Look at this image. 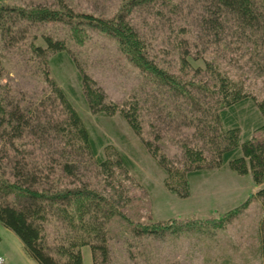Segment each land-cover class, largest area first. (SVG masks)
<instances>
[{"label": "trees", "instance_id": "trees-1", "mask_svg": "<svg viewBox=\"0 0 264 264\" xmlns=\"http://www.w3.org/2000/svg\"><path fill=\"white\" fill-rule=\"evenodd\" d=\"M195 1L201 13L199 28L192 30L170 21V11L173 13L180 6L172 0H123L111 17L76 12L63 1L58 7H23L0 0V221L20 237L25 252L38 264H56L61 258L66 264H83L84 245L92 250L93 264L108 263V236L103 218L110 220L125 205L123 194L127 191L121 189L120 182L115 185L116 176L120 172L129 176L135 166L127 153L90 127L68 91L50 76L51 66L68 61L75 67L82 98L98 118L119 112L140 135L142 127L140 101L135 99L121 106L108 101L92 76L76 65L65 38L43 34L30 42L29 51L35 58L44 59L42 76L49 83V96L37 102L34 95L15 90L6 76L5 52L22 41L21 36L33 24L65 20L74 30L82 23L94 26L114 37L126 56L148 73L155 84L171 92L173 98L179 96L194 103L205 99L206 105L201 103L203 110L193 108L205 117H197L194 126L196 135L206 137L210 155L206 156L198 147L185 145L184 153L191 164L179 173L184 187L180 190L167 182L170 190L187 196L192 179L223 168L240 174L251 172L257 185L264 183V136L257 137L254 133L264 131V99H257L231 79L216 59L218 54L224 56L221 46L235 51V46L248 44L252 46L250 50L258 53L257 64L260 72L264 71V0ZM156 4L159 7L155 13L162 16L163 24L172 32L177 31L179 41L175 48L181 70L184 76L191 72V79L169 72L157 62L158 52L131 17L136 9L153 10ZM163 6L168 8L167 13L161 11ZM69 87L74 95L75 87ZM173 109L176 108L170 110ZM37 151L42 153L38 161L31 155L35 156ZM158 152L151 148L168 176L170 167L165 156ZM81 167H94L105 186L116 192L109 197L100 193L88 182L85 172L80 174ZM253 197L260 200L262 207L256 253L260 264H264V186ZM53 219L62 223L65 231L59 234L56 229L59 236L55 234L54 243L50 244L45 232ZM136 231L157 232L146 225L136 227Z\"/></svg>", "mask_w": 264, "mask_h": 264}, {"label": "rangeland", "instance_id": "rangeland-1", "mask_svg": "<svg viewBox=\"0 0 264 264\" xmlns=\"http://www.w3.org/2000/svg\"><path fill=\"white\" fill-rule=\"evenodd\" d=\"M4 1L9 5L23 7H58L63 1L76 12L111 17L118 11L123 0ZM172 1L180 5V8L173 13L170 11V21L178 22L176 26L187 25L192 30L199 28L198 15L201 12L196 1ZM156 5L153 10L136 9L131 17L138 22L141 34L149 39L158 52L157 62L167 71L191 79V72H186L184 76L181 70L179 53L175 48L179 41L177 31L172 32L163 24L162 16L155 13L159 7V4ZM167 9L163 6L161 11L167 13ZM64 21L33 24L21 36L23 40L5 52L6 76L15 90L34 95L37 102L49 96V83L42 76L43 58H35L29 51L33 37L48 34L67 40L76 65L92 76L108 101L119 106L135 99L140 101L142 135L119 112L100 118L92 113L82 98L76 69L68 61L50 68V76L68 91L69 97L90 127L105 134L109 142L127 153L135 164L129 176L122 172L116 176L115 185L120 182L121 189L127 191L123 194L125 205L110 220L103 218L108 236L107 264H260L256 248L259 244L258 222L262 207L253 193L264 183L257 185L251 172L240 174L230 168H223L210 170L192 179L187 196H180L167 185L168 182L183 190L184 184L179 173L182 174L185 167L191 164L184 153L185 145L198 147L204 150L206 156L210 155L206 137L196 135L194 126L197 125V117L202 115L205 118L197 110L199 107L203 110L201 103L206 105L205 99H200L201 103H194L191 99L185 100L179 96L173 98L171 92L155 84L148 73L139 69L126 56L114 37L83 23L74 30ZM164 46L167 48H162ZM221 47L224 56L218 54L216 57L221 69L236 83L244 86L248 93L263 100L264 71L261 73V67L257 64L258 53L250 50L252 46L249 48L248 44H241V48L235 46V51ZM70 84L75 87L76 95L71 92ZM172 107L176 109L170 110ZM254 133L257 137L264 136L263 130ZM151 148L158 149L159 155L165 156L171 174L166 175L164 167L151 153ZM34 153L35 156L31 153L32 158L38 161L42 153ZM84 172L88 182L100 193L106 197L113 194L114 188L105 186L103 178L94 167H81L80 174ZM145 225L157 232L136 231V227ZM56 229L59 234L65 231L62 223L53 219L45 232L50 244L54 243L55 234L59 236ZM0 238V254L8 264H38L25 252L20 237L1 221ZM81 251L83 264H93L90 246H82ZM56 264L66 263L61 258Z\"/></svg>", "mask_w": 264, "mask_h": 264}, {"label": "built area", "instance_id": "built-area-1", "mask_svg": "<svg viewBox=\"0 0 264 264\" xmlns=\"http://www.w3.org/2000/svg\"><path fill=\"white\" fill-rule=\"evenodd\" d=\"M0 264H8L6 258L0 254Z\"/></svg>", "mask_w": 264, "mask_h": 264}, {"label": "crops", "instance_id": "crops-1", "mask_svg": "<svg viewBox=\"0 0 264 264\" xmlns=\"http://www.w3.org/2000/svg\"><path fill=\"white\" fill-rule=\"evenodd\" d=\"M1 239V238H0ZM1 243V242H0Z\"/></svg>", "mask_w": 264, "mask_h": 264}]
</instances>
